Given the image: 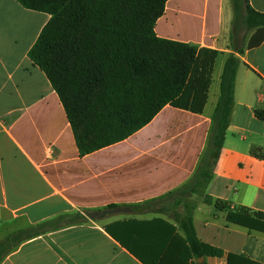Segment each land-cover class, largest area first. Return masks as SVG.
<instances>
[{
	"label": "crops",
	"instance_id": "obj_1",
	"mask_svg": "<svg viewBox=\"0 0 264 264\" xmlns=\"http://www.w3.org/2000/svg\"><path fill=\"white\" fill-rule=\"evenodd\" d=\"M226 5V0H167L154 26L160 39L217 51L202 113L166 105L129 137L80 156L58 96L28 57L49 16L15 0H0V243L62 215L85 218L65 225L50 222L3 255L0 249V264H142L105 231L128 219H162L175 227L173 232L156 226L151 232L154 252L164 240L177 241V252L161 264H226L228 255L235 257L231 264H264V233L227 220L239 207L264 214V120L255 114L264 111V42L247 50L252 32L233 34L230 40L232 17ZM249 5L264 13V0H249ZM231 55L238 60L234 104L206 189L227 209L216 210L196 195L190 197L196 205L192 223L197 239L222 256L187 261L183 235L170 212L131 211L109 215H123L112 220H89L88 212L158 199L191 178L206 146L223 66ZM173 210L183 212L181 205Z\"/></svg>",
	"mask_w": 264,
	"mask_h": 264
},
{
	"label": "trees",
	"instance_id": "obj_2",
	"mask_svg": "<svg viewBox=\"0 0 264 264\" xmlns=\"http://www.w3.org/2000/svg\"><path fill=\"white\" fill-rule=\"evenodd\" d=\"M15 1L27 10L49 16L28 57L45 74L58 96L80 156L129 137L166 105L202 113L218 53L156 36L154 26L163 15L167 0ZM229 2L230 40L243 29L252 32L246 49L259 47L264 42V13L253 10L249 0ZM237 68L238 60L229 56L223 66L206 146L191 178L158 199L128 206L133 213L170 212L183 235L180 241L187 261L222 256L219 249L197 239L192 223L196 205L190 197L196 195L203 204L216 210L227 209L224 203L208 195L206 189L230 123ZM255 114L264 120V111ZM169 199L180 201L178 206H182L183 212L167 207L153 209L156 203ZM117 208L108 206L106 209ZM235 212L228 213L229 222L264 233V214L241 207ZM59 221H64L65 225L66 222H83L85 218L79 213L62 215L19 230L0 243L2 255L37 236L50 222L58 225ZM156 226L176 230L162 219H128L106 226L105 231L142 264H161L172 251L177 252L174 246L177 241L164 240L154 252L149 238ZM233 258L228 255L226 264H231Z\"/></svg>",
	"mask_w": 264,
	"mask_h": 264
},
{
	"label": "water",
	"instance_id": "obj_3",
	"mask_svg": "<svg viewBox=\"0 0 264 264\" xmlns=\"http://www.w3.org/2000/svg\"><path fill=\"white\" fill-rule=\"evenodd\" d=\"M130 212L131 210L129 208L123 207V208H118V209H106L102 211L88 212L86 214V217L89 220L99 221V220L105 219L109 215L118 214V213L128 214Z\"/></svg>",
	"mask_w": 264,
	"mask_h": 264
},
{
	"label": "rangeland",
	"instance_id": "obj_4",
	"mask_svg": "<svg viewBox=\"0 0 264 264\" xmlns=\"http://www.w3.org/2000/svg\"><path fill=\"white\" fill-rule=\"evenodd\" d=\"M227 1V5H226V8H228V10H229V12H230V15H231V17H232V11H231V7H230V2H229V0H226ZM247 34V32H245L243 29L242 30H240L239 32H238V36H245ZM178 202H180V201H178L177 199H170V200H168V201H162V202H158V203H156L154 206L156 207H160V206H162V207H167V208H177V206H178ZM123 215H117V216H108L107 218H105L104 220H112V219H115V218H119V217H122Z\"/></svg>",
	"mask_w": 264,
	"mask_h": 264
}]
</instances>
